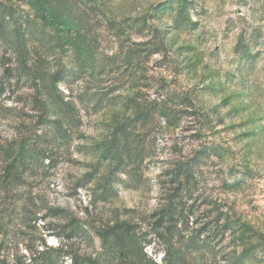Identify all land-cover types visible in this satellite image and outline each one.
<instances>
[{
	"label": "rangeland",
	"instance_id": "374dc122",
	"mask_svg": "<svg viewBox=\"0 0 264 264\" xmlns=\"http://www.w3.org/2000/svg\"><path fill=\"white\" fill-rule=\"evenodd\" d=\"M90 1L111 19L146 18L145 29L135 24L126 30L125 44L163 35L167 47L117 74L113 60H103L116 50L113 29L95 30L94 69L69 89L61 84L78 104L77 118L64 117V136L39 129L53 161L32 166L23 185L0 194V264H43L36 256L45 242L63 253L58 264L85 254L113 264V234L107 232L122 221L147 236L145 251L158 264L167 248L198 234L208 246L193 253L198 264H231L245 249V264H264V0H189L186 15L195 24L184 28L174 25L178 3L157 12L166 0ZM8 2L29 27L32 54L45 56L52 70L75 65L69 33L42 21L31 1ZM9 54L0 46V59ZM13 90L0 96L1 141L36 120L26 99L31 89ZM178 94L188 96L190 107L170 99ZM132 97L141 104L156 100L171 113L137 127L135 141L148 156L120 171L113 154H105L113 149V126L136 112ZM210 143L222 155L199 165L183 193L189 215L183 236L164 228L159 235L153 223L175 192L172 169ZM71 221L81 232L68 236Z\"/></svg>",
	"mask_w": 264,
	"mask_h": 264
},
{
	"label": "trees",
	"instance_id": "16d2710c",
	"mask_svg": "<svg viewBox=\"0 0 264 264\" xmlns=\"http://www.w3.org/2000/svg\"><path fill=\"white\" fill-rule=\"evenodd\" d=\"M8 1L10 0H0V46L10 51L7 58L2 59V56L0 59L3 68L0 76V96L10 91L15 93L13 89L20 86H27L31 93L26 99L32 104L30 109L35 111L36 120L27 124L29 127L26 132H17L15 138L11 140H0V194L9 193L23 185L32 166L43 165L46 159H49L48 165L53 161L49 146L41 141L43 134L39 133V129H44L46 134L50 128L56 135L64 136L68 131L64 125V117L70 120L77 118L78 104L64 92L61 84L69 89L85 72H92L94 69L99 42V33L95 30L105 24L113 29V36L117 39L116 50L112 55L103 57L106 65L113 60V73H119V69L124 65L126 67L140 65L143 58L165 51L167 47L163 35L158 40L151 38L147 41L125 44L128 39L125 34L129 27L138 24L143 25L145 29L148 26L144 17L121 21L111 19L90 0H28L36 6L42 21L53 26L57 32L69 33L68 40L75 51V65L67 66L62 63L52 70L45 56L32 54L26 38L29 27L24 25L21 17L17 16L16 7ZM176 3L180 8L174 18L175 27L194 25L195 22L186 15L189 0H166L155 10L158 12L163 8L168 9ZM171 97L170 99L175 98L174 101L179 105L186 107L191 105L187 95L178 94ZM136 100L133 97L130 100L136 105L134 115L123 118L113 126V149L110 146L105 154V157H108V153L113 154V161L120 171H127L128 166L143 162L148 156L140 141H135L138 136L137 127L145 126L156 116L169 117L171 113L167 106L156 100L143 104ZM24 123L22 121L21 125H25ZM213 155L221 156V147L215 143L206 144L192 157L180 161L172 169L171 182L176 184L175 192L170 194L169 202L157 212V218L153 223L159 235H164L163 232H159L161 228L172 237L183 234L189 222L183 193L190 191L199 165ZM66 227L69 228L68 236L81 232V226L75 221H71ZM107 234H113V264H158L145 251V246L150 240H147L146 235H140L134 224L127 221L115 223ZM200 236L201 234L190 237L182 247L167 248L161 264H198L192 258L193 253L208 247ZM62 255L60 248H54L45 242L36 260L43 264H58L57 258L60 259ZM248 258L249 250L245 249L231 264H245ZM109 262L110 260L101 256L85 254L74 257L71 264H111Z\"/></svg>",
	"mask_w": 264,
	"mask_h": 264
}]
</instances>
